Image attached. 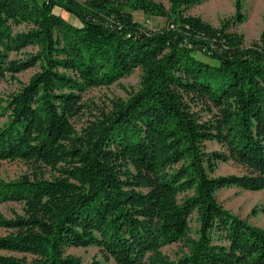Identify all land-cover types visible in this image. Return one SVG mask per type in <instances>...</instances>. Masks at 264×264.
Returning a JSON list of instances; mask_svg holds the SVG:
<instances>
[{
	"label": "trees",
	"instance_id": "trees-1",
	"mask_svg": "<svg viewBox=\"0 0 264 264\" xmlns=\"http://www.w3.org/2000/svg\"><path fill=\"white\" fill-rule=\"evenodd\" d=\"M199 1L0 0V80L38 68L7 95L0 127V162L33 170L0 180V205L19 206L0 210V264H85L69 247L115 264H264V229L217 198L264 190V33L247 46L231 21L188 14ZM136 69L127 99L84 102ZM227 162L242 174L215 176Z\"/></svg>",
	"mask_w": 264,
	"mask_h": 264
},
{
	"label": "rangeland",
	"instance_id": "rangeland-1",
	"mask_svg": "<svg viewBox=\"0 0 264 264\" xmlns=\"http://www.w3.org/2000/svg\"><path fill=\"white\" fill-rule=\"evenodd\" d=\"M162 2L166 7H169V0H155ZM237 0H200L196 5L191 7L187 13L201 17L215 27H220L222 24L230 22L229 31H235L244 36L245 45L250 46L257 42L264 33V0H239L241 10L238 15L236 8ZM55 12L62 15L66 20L78 24L77 20L68 15L61 9L56 8ZM242 18L241 21L238 19ZM137 21L142 22L147 27H156L157 23H163L162 18H151L142 14H136ZM29 51V50H28ZM12 57H23L24 54H11ZM38 68H32L20 74L15 78L6 76L0 80V127L8 122V112L5 108L7 95L18 87V81L27 82L31 75ZM141 70L136 69L132 74L119 79L110 86L95 87L87 90L83 94L84 102L91 107L92 111L97 108H104L110 104V101L115 98L127 99L129 94L139 88ZM87 118V114L79 119H76V126L80 128ZM207 148L210 151L220 149L217 143H207ZM44 176L52 177L55 173L49 168H44ZM32 167L22 161H2L0 162V180H13L27 173H32ZM242 174L240 167L232 162L219 163L215 176ZM217 198L223 206L239 215L242 218H247L250 223L264 229V190L262 191H246L239 188L231 187L224 188L217 192ZM19 209L15 203H7L0 205L1 212L7 216H11V210ZM257 210L255 215H252L253 209ZM193 232L198 228L195 217L191 219ZM5 231L0 228V236ZM183 245L180 243L172 244L164 248V252L171 258H176L182 253ZM66 253L73 254L81 258L85 264H115L114 261L106 262L97 247L87 248H66Z\"/></svg>",
	"mask_w": 264,
	"mask_h": 264
}]
</instances>
